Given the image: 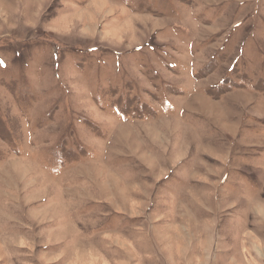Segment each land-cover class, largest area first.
I'll use <instances>...</instances> for the list:
<instances>
[{
  "label": "rangeland",
  "instance_id": "rangeland-1",
  "mask_svg": "<svg viewBox=\"0 0 264 264\" xmlns=\"http://www.w3.org/2000/svg\"><path fill=\"white\" fill-rule=\"evenodd\" d=\"M0 264H264V0H0Z\"/></svg>",
  "mask_w": 264,
  "mask_h": 264
}]
</instances>
